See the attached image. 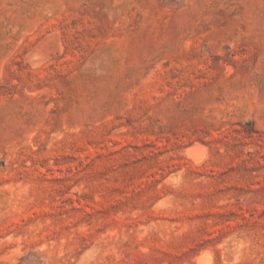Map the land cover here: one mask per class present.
<instances>
[{
    "label": "rangeland",
    "instance_id": "rangeland-1",
    "mask_svg": "<svg viewBox=\"0 0 264 264\" xmlns=\"http://www.w3.org/2000/svg\"><path fill=\"white\" fill-rule=\"evenodd\" d=\"M203 263L264 264V0H0V264Z\"/></svg>",
    "mask_w": 264,
    "mask_h": 264
},
{
    "label": "bare ground",
    "instance_id": "bare-ground-1",
    "mask_svg": "<svg viewBox=\"0 0 264 264\" xmlns=\"http://www.w3.org/2000/svg\"><path fill=\"white\" fill-rule=\"evenodd\" d=\"M189 152L188 154H190L191 158L195 161H197L200 157H201V153H198L196 151H187ZM201 159V158H200ZM204 264V263H203Z\"/></svg>",
    "mask_w": 264,
    "mask_h": 264
}]
</instances>
